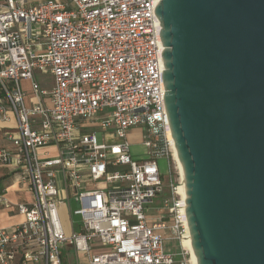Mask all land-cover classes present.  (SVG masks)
Masks as SVG:
<instances>
[{"label":"built area","instance_id":"obj_1","mask_svg":"<svg viewBox=\"0 0 264 264\" xmlns=\"http://www.w3.org/2000/svg\"><path fill=\"white\" fill-rule=\"evenodd\" d=\"M159 1L0 0V122L15 119L0 163L31 197L15 204L23 219L0 228V264H64L68 243L88 264H174L177 256L190 263L184 247L165 249L161 232L174 227L186 238L181 174L155 208L157 220L149 214L164 190L159 159L171 177L173 157ZM133 128L145 129L144 156L132 154ZM66 204L81 216L70 235Z\"/></svg>","mask_w":264,"mask_h":264},{"label":"water","instance_id":"obj_2","mask_svg":"<svg viewBox=\"0 0 264 264\" xmlns=\"http://www.w3.org/2000/svg\"><path fill=\"white\" fill-rule=\"evenodd\" d=\"M155 14L197 264H264V0H160Z\"/></svg>","mask_w":264,"mask_h":264},{"label":"crops","instance_id":"obj_3","mask_svg":"<svg viewBox=\"0 0 264 264\" xmlns=\"http://www.w3.org/2000/svg\"><path fill=\"white\" fill-rule=\"evenodd\" d=\"M45 77V78H42ZM47 77H50L49 75H43L40 74L39 78L41 81H49ZM27 83V84H25ZM49 84V83H48ZM22 85L25 90L28 91L29 97H30V83L28 80H23ZM15 127V119L11 121L10 123H2L0 122V149L1 148H11V143L5 138L4 132L7 129H11ZM132 130H136V128H133ZM129 134V132H128ZM131 143V142H130ZM169 168V167H168ZM0 196H2L4 199L9 201L11 206H5L4 202H0V228L2 227H12L16 223L20 222L23 217L20 215L16 208L15 204L20 202H27L30 201V193L27 190L26 185L21 182L16 172H14L13 168L9 165L0 163ZM152 207H150L149 214L151 217V221H155L156 217H158L159 212L156 211V207H159L158 204H156L155 200L151 204ZM167 223L172 224V220L170 217L166 218ZM163 236L165 239H173L176 243V250H173L171 252H177L180 253L183 244L178 238V232L174 227H168L166 229L161 230ZM182 244V247H181ZM65 252L72 253V259L68 260V258L65 257ZM64 264H88L87 260L83 255L76 254L72 244H67V246L64 249ZM181 257L177 256L176 262L174 264H181Z\"/></svg>","mask_w":264,"mask_h":264},{"label":"rangeland","instance_id":"obj_4","mask_svg":"<svg viewBox=\"0 0 264 264\" xmlns=\"http://www.w3.org/2000/svg\"><path fill=\"white\" fill-rule=\"evenodd\" d=\"M45 78V77H42ZM47 79H50V77H47ZM27 84V83H25ZM50 83H46L45 81H42V86H48L49 87ZM145 133V129L144 128H136V130H129V134H128V140L129 142H131V150H132V154L134 157H141L144 156V147L141 144L142 140H143V135ZM170 165H171V177L168 173V163L166 158H160L159 159V166L161 169V173L163 176V181H164V190L163 193L157 197L155 199L156 204H158V206H161L163 203L164 198H169L170 197V181L171 179L174 180H178L180 178V170L176 160L174 159V157L171 156V158L169 159ZM78 207L77 203L73 201L72 205H71V209L74 210ZM61 218H62V222L64 225V230L66 232L67 235H70L72 233V225L71 222L73 221L75 224H78L81 222V216L78 214H70L67 204L64 205L61 210ZM77 227V226H76ZM75 227V228H76ZM185 240V238H184ZM176 242L173 239H165L164 240V245H165V249L167 251H173L176 250ZM71 243H68V245ZM183 244V243H182ZM181 244V247H182ZM183 247L187 250V259H190L191 255H190V250L189 248L183 244ZM65 257L68 258V260L72 259V253L70 252H65ZM191 264V262L189 263Z\"/></svg>","mask_w":264,"mask_h":264},{"label":"bare ground","instance_id":"obj_5","mask_svg":"<svg viewBox=\"0 0 264 264\" xmlns=\"http://www.w3.org/2000/svg\"><path fill=\"white\" fill-rule=\"evenodd\" d=\"M172 138V142H173V157L174 159L176 160L178 166L179 167V170H180V174L182 175V178H183V183H184V177H183V170H182V167H181V164L179 162V159H178V155H177V151H176V148H175V144H174V141H173V137L171 136ZM181 192H182V195L183 197L186 198V187H185V183L182 185L181 187ZM185 222H186V228H187V232H186V238L185 240H183V244L186 245L189 250H190V262L191 264H197V259H196V255L191 247V239H190V234H189V227H188V222H187V217L185 218Z\"/></svg>","mask_w":264,"mask_h":264}]
</instances>
